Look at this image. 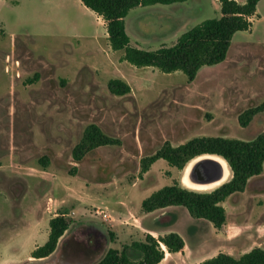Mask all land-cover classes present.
Wrapping results in <instances>:
<instances>
[{
  "label": "rangeland",
  "instance_id": "rangeland-1",
  "mask_svg": "<svg viewBox=\"0 0 264 264\" xmlns=\"http://www.w3.org/2000/svg\"><path fill=\"white\" fill-rule=\"evenodd\" d=\"M220 16L216 0L137 7L127 17V34L133 42L144 40L142 50H157ZM122 56L111 50L105 22L79 0H0V264L96 263L106 252L104 239L110 244L108 235H114L101 213L105 206L129 203L136 217L144 191L173 181L184 186L186 169L179 172L158 160L140 175L141 159L165 142L179 146L203 136L251 141L264 131V113L247 127L238 122L244 111L264 103V0L250 29L233 36L224 62L201 68L191 83L181 72L137 68ZM110 79L123 80L131 92L112 95ZM89 124L120 144L100 147L76 163L71 152ZM88 192L97 195L98 204L88 201ZM222 205L226 223L217 231L181 207L158 212L154 236L177 231L185 242L183 256L167 255L162 264L264 249V170ZM56 214L70 221L61 239V245L71 240L69 249L35 261L30 250L44 244L40 237ZM132 216L122 223L134 224ZM36 221L41 224L33 232ZM81 222L100 229L99 244L86 246L91 230L76 228ZM113 242L112 249L120 250L126 241Z\"/></svg>",
  "mask_w": 264,
  "mask_h": 264
},
{
  "label": "trees",
  "instance_id": "trees-1",
  "mask_svg": "<svg viewBox=\"0 0 264 264\" xmlns=\"http://www.w3.org/2000/svg\"><path fill=\"white\" fill-rule=\"evenodd\" d=\"M188 0H80L81 4L105 22L107 40L112 51H123L122 61L137 67H152L164 74L183 73L189 83L193 82L199 70L221 64L226 59L233 36L248 31L260 0H216L220 6L219 18L208 19L184 32L171 46H161L154 51L138 49L130 45L125 30V18L137 7L172 5ZM36 81L34 79L29 82ZM109 92L114 96H125L131 92L129 85L120 79L107 82ZM264 113V103L247 109L238 117L241 127H247L253 118ZM118 139L107 136L96 124L85 127L79 142L71 152L72 160L79 163L100 147L119 145ZM214 156L226 162L230 170L227 182L211 191H195L182 186L178 181L153 192L141 202L144 213H152L168 207L184 208L197 220L209 222L216 230L226 223V211L222 203L234 194L243 193L251 178L264 170V131L251 141L223 137H195L173 146L165 142L154 154L140 160V175L146 174L158 160L179 172L196 158ZM46 166L47 158L40 161ZM187 173V180H188ZM46 242L37 246L30 258L42 260L50 257L57 249L60 239L70 230V221L64 214H58L48 223ZM114 241V235H108ZM185 242L182 237L169 232L153 237L147 234L143 241H134L121 246L120 250L108 249L94 264H160L165 253L182 254ZM199 264H264V249L255 247L249 252L234 257L219 253Z\"/></svg>",
  "mask_w": 264,
  "mask_h": 264
},
{
  "label": "crops",
  "instance_id": "crops-1",
  "mask_svg": "<svg viewBox=\"0 0 264 264\" xmlns=\"http://www.w3.org/2000/svg\"><path fill=\"white\" fill-rule=\"evenodd\" d=\"M80 1V0H79ZM132 11V10H131ZM130 11V12H131ZM129 12V13H130ZM129 15V14H128ZM128 15H127V17H128ZM256 16V15H255ZM127 17L125 18V30H126V33H127V31H128V28H127ZM128 33H130V32H128ZM128 35V34H127ZM137 35H140V34H137ZM179 38V37H178ZM129 39H130V45L131 46H133V47H136V48H138V49H142V46H141V43H144L143 41V39H138L137 41L135 40L134 42L132 41V36L131 35H129ZM160 48V47H159ZM158 48V49H159ZM151 48H147V51H154V50H150ZM154 165V164H153ZM152 165V166H153ZM183 179V176H182V178H181V180ZM111 189V188H110ZM110 189H106V190H110ZM158 190V189H157ZM156 190H154V191H150V192H146V191H144V192H142V193H144V196H143V198H142V200H140L139 201V203H138V205L140 204V208H139V206L137 205V212L135 213V215H136V217L134 216V214H132V212H129V203H125V205H123V203L122 202H119V201H116V202H114V203H109V205L108 206H105V210H103V213H106V215H105V217H104V220L106 221V222H108V224H110V227L112 228L111 229V231L114 233V237H115V240L114 241H117V240H119L120 238L122 239H124V241H126L125 242V244H130L131 242H134V241H143V239H144V237L147 235V234H151L153 237H155L154 235L155 234H157V232H158V230H157V222H158V218H159V216L158 215H156V214H158V212H164V213H162V214H166L169 210H172V208H180V207H168V208H166V209H162V210H158V211H155V212H152V213H144V212H142V210H141V202L144 200V199H146V198H148L153 192H155ZM89 193V196H88V201H90V202H96V204H98L97 202H99V200L97 201V199H96V197H97V195L96 194H92V192H88ZM139 193V192H138ZM223 206V205H222ZM108 207H110V209L111 210H107V209H109ZM108 211V212H107ZM112 212L113 214H111V215H109V212ZM126 211L127 212H129L128 214H129V216L130 215H133L134 216V224H132V225H128V222H124V223H122L123 221H122V218H125V219H127L128 218V214L126 213ZM58 214H56V215H54L53 217H55V216H57ZM65 215V214H64ZM132 216V217H133ZM52 217V218H53ZM111 218V221L110 220H108L107 218ZM185 217H186V215H185ZM51 219V218H50ZM49 219V220H50ZM49 220L46 222V229H45V232H44V234L43 235H41V237L40 238H42L43 240L42 241H44V239H46L47 240V233H48V230H47V227H48V223H49ZM40 224H41V222H39V221H36L35 223H34V225H33V232L34 231H36V230H38L39 229V226H40ZM85 225H88L87 223H80V225L79 226H77L76 228H78V227H83V226H85ZM210 225V224H209ZM89 227H90V230H91V233H90V235H89V237L87 238V241H84L85 242V244H86V246L89 248L90 246H92L94 243L96 244V243H98L99 241H97V240H99V239H102V238H104L103 236H102V234H101V231H100V229H97V227H95L93 224H89L88 225ZM75 228V229H76ZM210 228H211V230H216L215 228H213V226L212 225H210ZM217 231V230H216ZM100 232V234H98ZM72 233H73V231H72ZM176 233L177 234H179L180 236H181V234L179 233V232H177L176 231ZM26 234H28V232L26 233ZM160 236H163V235H165V234H167V232H165V230H162L161 232H160ZM213 234H215L214 233V231H213ZM65 235H66V233H65ZM65 235L62 237V238H64L65 237ZM61 238V239H62ZM156 238V237H155ZM61 239H60V242H59V244H58V247H57V249H56V251L52 254V256L58 251V249L60 248V250H61V252L62 253H64V252H67V250L69 249V244H70V242H71V240L70 239H66L64 242H62V245H61ZM92 239L94 240V242L92 243ZM133 239H137V240H133ZM46 240H45V242H46ZM74 240L75 241H79V242H81V240L80 239H77V237H74ZM241 240H243V238H239L238 240H236V241H241ZM104 243H105V245H106V251L108 250V249H112V247H113V243L114 242H112V243H107L106 242V240L104 239ZM44 242V243H45ZM94 244V245H95ZM99 244V243H98ZM124 244V245H125ZM37 246H33V248H31V250H30V253L36 248ZM255 248V247H254ZM259 248V247H258ZM253 249V248H252ZM262 249V248H261ZM250 251V250H249ZM249 251H247V252H249ZM247 252H244V253H247ZM244 253H242V254H244ZM219 254V253H218ZM225 254H228V253H225ZM242 254H240V255H242ZM167 255L168 256H170V258H175V256H178V255H180V256H183L182 254H169V253H165V257H164V260L166 259V257H167ZM230 255V254H229ZM239 255V256H240ZM185 256H186V254H185ZM216 256V255H215ZM232 256V255H231ZM238 256V257H239ZM212 257H214V256H212ZM48 258H50V257H48ZM210 258V257H209ZM45 259H47V258H45ZM45 259H42V260H45ZM188 259V258H187ZM33 260H35V259H33ZM163 260V261H164ZM36 261V260H35ZM163 261L160 263V264H162L163 263ZM201 262V261H200ZM200 262H198V263H196V264H199Z\"/></svg>",
  "mask_w": 264,
  "mask_h": 264
},
{
  "label": "water",
  "instance_id": "water-1",
  "mask_svg": "<svg viewBox=\"0 0 264 264\" xmlns=\"http://www.w3.org/2000/svg\"><path fill=\"white\" fill-rule=\"evenodd\" d=\"M188 179L192 183L200 185L217 183L223 179V169L213 159H201L191 167Z\"/></svg>",
  "mask_w": 264,
  "mask_h": 264
},
{
  "label": "bare ground",
  "instance_id": "bare-ground-1",
  "mask_svg": "<svg viewBox=\"0 0 264 264\" xmlns=\"http://www.w3.org/2000/svg\"><path fill=\"white\" fill-rule=\"evenodd\" d=\"M213 159L218 166L222 167L223 169V179L220 182L217 183H213V184H207V185H200V184H194L192 183L189 179L187 180V173L190 172L191 167L199 160L201 159ZM230 178V170L226 164L225 161H223L222 159L218 158V157H214V156H203V157H199L196 160L192 161L191 163L188 164V166L186 167V170L183 174V179L182 182L184 184V186L188 189L191 190H195V191H205V190H213L217 187H219L220 185H222L223 183L227 182Z\"/></svg>",
  "mask_w": 264,
  "mask_h": 264
},
{
  "label": "built area",
  "instance_id": "built-area-1",
  "mask_svg": "<svg viewBox=\"0 0 264 264\" xmlns=\"http://www.w3.org/2000/svg\"><path fill=\"white\" fill-rule=\"evenodd\" d=\"M101 213H103V211H101Z\"/></svg>",
  "mask_w": 264,
  "mask_h": 264
}]
</instances>
